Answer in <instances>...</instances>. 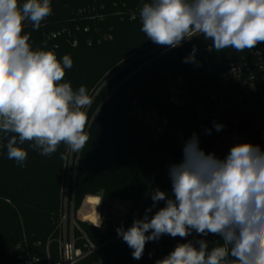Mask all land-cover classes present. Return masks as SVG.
Wrapping results in <instances>:
<instances>
[{"label":"trees","instance_id":"1","mask_svg":"<svg viewBox=\"0 0 264 264\" xmlns=\"http://www.w3.org/2000/svg\"><path fill=\"white\" fill-rule=\"evenodd\" d=\"M149 1L55 0L53 11L56 20L60 21L68 18L72 11L89 5L105 4L112 10L113 3H120L135 10ZM24 2L20 0L21 4ZM104 26L106 31H111L113 39L101 45L87 46L86 36H82L76 48L65 39L59 41V60L69 55L73 61L72 67L65 69L62 82H70L74 90L85 86L93 99L92 107H100L96 117L85 128L89 140L79 156L74 192L76 208L80 207L85 195L101 191L104 198L128 200L132 205L122 223L104 220L97 227L77 222L79 228L75 229V235L80 239L77 247L88 253L84 247L85 236L98 249L78 264H156L180 243L204 239L209 250L221 245L220 237L211 233L202 236L193 231L185 238L164 234L158 241L146 242L141 259L136 260L132 256L133 249L117 235L116 229L120 226L127 229L135 219L143 218L146 209L153 204L151 194L155 188L172 195L169 167L182 161L184 145H174V131L184 127L187 140L196 133L200 147L204 144L198 126H195L198 120L196 110L207 97L202 90L216 88L218 77L226 71L229 51L213 49L212 52H203L201 39H196L176 51L157 57L148 54L150 43L146 41L138 21L109 14ZM27 34L34 41L29 39L33 48L42 32L30 30ZM194 48L195 62H185ZM177 77L185 81L186 93L191 98L189 105L179 106L171 100L168 82ZM203 81L205 83L201 85ZM138 109L143 113L155 111L168 120V129L158 142L152 141L151 128L138 115ZM143 136L158 155L154 166L140 163L137 160L138 149L131 145ZM6 144L7 137L0 133V264H19L20 252L16 250L19 245L37 256L39 264H60L59 227L64 214L70 150L62 143L56 152L45 156L32 148L31 141H26L22 147L28 155L21 165L8 159ZM102 168L107 169L102 180H92L94 183L85 180L88 172L95 175ZM152 174L156 175L154 182L149 178ZM99 202L98 197H88L86 205L92 211L83 217L84 220L93 221L99 216ZM164 204V201L158 202L149 216Z\"/></svg>","mask_w":264,"mask_h":264},{"label":"clouds","instance_id":"2","mask_svg":"<svg viewBox=\"0 0 264 264\" xmlns=\"http://www.w3.org/2000/svg\"><path fill=\"white\" fill-rule=\"evenodd\" d=\"M51 13L50 0H0V133L7 137L8 159L21 165L28 155L22 147L26 141L47 156L62 143L78 153L89 140L85 109L92 98L85 86L74 90L62 82L72 59L34 50L23 33L26 20L39 29ZM140 18L149 39L171 48L196 34L211 40L210 50L216 51L264 43V0H151ZM195 51L185 62H195ZM214 127L220 131L223 125ZM168 174L172 195L155 189L143 218L116 229L134 259H141L146 242L195 231L218 235L223 243L211 250L204 239L180 243L156 264H264V150L259 145L237 143L219 158L206 153L193 133L183 145L182 161ZM160 201L164 206L149 216Z\"/></svg>","mask_w":264,"mask_h":264},{"label":"built area","instance_id":"3","mask_svg":"<svg viewBox=\"0 0 264 264\" xmlns=\"http://www.w3.org/2000/svg\"><path fill=\"white\" fill-rule=\"evenodd\" d=\"M54 3L55 0H50L51 15L41 21L39 29H35L41 31L42 35L40 40L34 44L33 49L52 50L58 59L61 39H65L73 48L80 45L82 36H86L84 39L89 47L111 41L113 39L111 31H106L104 28L109 14L120 18L128 17L132 21H138L142 26L141 9H127L126 4L113 3L112 10H109L105 4L89 5L72 11L68 18L59 21L56 20V14L53 11ZM30 30H34L33 25L26 20L23 33L27 34ZM196 39H201L200 45L203 52H212L213 49L210 50L212 41L205 39L202 34H196L190 39H185L175 48L158 45L152 41L148 54H155L157 57L164 56ZM30 40L33 41L32 37ZM227 50L229 51V61L226 71L218 77L216 88L202 90L207 97L196 110L198 120L195 126H198L199 136L204 143L219 141L225 135L240 134L244 130L248 134L264 135V43L258 44L251 50L236 51L234 48ZM201 56L200 53L199 57ZM204 83L205 81L201 85ZM178 98L181 100L180 103L171 100L179 106L189 105L191 102L186 90ZM137 113L151 128L152 141L158 142L168 129V120L155 111L143 113L138 109ZM214 121L218 123H214ZM214 124H221L223 128L217 131ZM208 130H210V134H208ZM173 135L176 146L183 145L187 141L184 127L175 130ZM261 139L264 143V136H261ZM155 176V174L149 176L152 182L155 181ZM77 228H79L78 224H73L69 236L65 230V236L60 244V264H78L88 254L98 250L85 236L86 245L84 247L88 253H84L81 248L77 247L80 240L74 235V230ZM16 250L20 252L18 255L19 264H39L40 259L25 250L22 245L17 246Z\"/></svg>","mask_w":264,"mask_h":264},{"label":"rangeland","instance_id":"4","mask_svg":"<svg viewBox=\"0 0 264 264\" xmlns=\"http://www.w3.org/2000/svg\"><path fill=\"white\" fill-rule=\"evenodd\" d=\"M168 88L170 91L171 99L180 103V98L178 96L186 90L185 88V81L182 77H177L175 79H171L168 82ZM96 96V95H95ZM95 98V97H94ZM93 102V99H92ZM100 107L93 106L92 104L85 109L87 117H88V124H91L92 120L96 117L97 113L99 112ZM152 123V122H151ZM79 156L80 152L72 153L70 151L69 161L67 166V174H66V182H65V207H64V214L62 217V225L59 227V245L61 244L64 236L65 230L70 235L72 231V225L77 223L78 221L87 222L93 226L95 225L92 221H85L83 217L86 214L91 213L92 208L86 205L88 197L95 196L101 199V206L97 209L98 213L101 216V224L104 220L113 221L115 223H122L128 216L130 208H131V201L128 200H113L109 197L104 198V192L101 191L96 194H88L85 195L80 203V207L77 209V200L75 199V183L77 181V171H78V164H79ZM107 171L106 168H102L96 172L95 175H92L91 172L85 177V180L88 183H94V181L102 180L105 176V172ZM90 173V174H89ZM94 180V181H92ZM97 217V216H96ZM95 218V217H94ZM99 218V220H101ZM98 227V226H97ZM75 235V230H74ZM2 236V231H0V237ZM77 238V236L75 235Z\"/></svg>","mask_w":264,"mask_h":264},{"label":"water","instance_id":"5","mask_svg":"<svg viewBox=\"0 0 264 264\" xmlns=\"http://www.w3.org/2000/svg\"><path fill=\"white\" fill-rule=\"evenodd\" d=\"M144 37L148 43L152 40L147 37L144 33ZM261 136L257 134H248L245 130L240 134L225 135L219 141H212L204 143L201 148L208 153H215L219 158H224L229 153L232 146L237 143H252L259 145L264 150V143L262 142ZM132 147L138 149L137 160L145 165L154 166L157 163L158 155L154 148L147 145V138L143 136L131 143Z\"/></svg>","mask_w":264,"mask_h":264},{"label":"bare ground","instance_id":"6","mask_svg":"<svg viewBox=\"0 0 264 264\" xmlns=\"http://www.w3.org/2000/svg\"><path fill=\"white\" fill-rule=\"evenodd\" d=\"M95 225H98L100 220H99V216L95 217L92 221Z\"/></svg>","mask_w":264,"mask_h":264},{"label":"crops","instance_id":"7","mask_svg":"<svg viewBox=\"0 0 264 264\" xmlns=\"http://www.w3.org/2000/svg\"><path fill=\"white\" fill-rule=\"evenodd\" d=\"M99 198V197H98ZM100 199V198H99ZM100 203H101V199H100V202H99V206H100ZM98 215H99V218L101 219V216H100V214L98 213ZM89 219H85V221H88ZM90 221V220H89ZM101 221H102V219L100 220V222H99V226L101 225ZM98 226V227H99Z\"/></svg>","mask_w":264,"mask_h":264}]
</instances>
